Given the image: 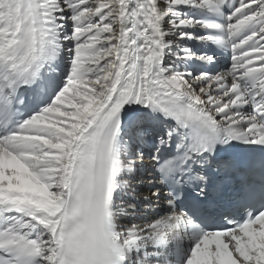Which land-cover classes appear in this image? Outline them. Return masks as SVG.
<instances>
[{"label":"snow or ice","instance_id":"1","mask_svg":"<svg viewBox=\"0 0 264 264\" xmlns=\"http://www.w3.org/2000/svg\"><path fill=\"white\" fill-rule=\"evenodd\" d=\"M0 264H264V0H0Z\"/></svg>","mask_w":264,"mask_h":264},{"label":"bare ground","instance_id":"2","mask_svg":"<svg viewBox=\"0 0 264 264\" xmlns=\"http://www.w3.org/2000/svg\"><path fill=\"white\" fill-rule=\"evenodd\" d=\"M229 63H230V58L227 56V54L218 57L217 71L223 72ZM145 163L147 165L148 161H146ZM149 172L150 170L148 168H141L140 170L141 178L143 179L144 177H147L149 175ZM148 190L149 189L147 185V180L143 179V183L141 184L140 191L146 194Z\"/></svg>","mask_w":264,"mask_h":264}]
</instances>
